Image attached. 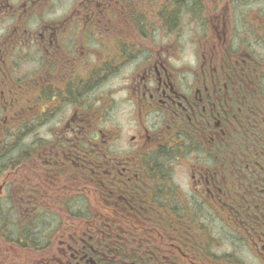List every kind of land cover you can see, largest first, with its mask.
<instances>
[{"label":"flooded vegetation","instance_id":"obj_1","mask_svg":"<svg viewBox=\"0 0 264 264\" xmlns=\"http://www.w3.org/2000/svg\"><path fill=\"white\" fill-rule=\"evenodd\" d=\"M150 157L185 164L199 204L165 199ZM218 204L264 264V0H0V264H250L191 223Z\"/></svg>","mask_w":264,"mask_h":264},{"label":"rangeland","instance_id":"obj_2","mask_svg":"<svg viewBox=\"0 0 264 264\" xmlns=\"http://www.w3.org/2000/svg\"><path fill=\"white\" fill-rule=\"evenodd\" d=\"M182 49L184 50L183 55H181L182 59L176 64L181 68L184 67V70L186 68L189 70L193 65V62H195L194 55L192 53V45L185 43L182 45ZM123 79V75H120V78L115 81L116 91L112 90L111 92H108V95H113V100L117 102H120L119 100L125 99V91L122 89L119 90V88L124 87ZM129 111L130 109L127 104H114L110 111V115L112 116L111 118L114 121L112 124L107 126V128H110L113 131L116 130L117 139L114 141V143L116 148L122 152L127 151L129 137L135 132L134 124L129 120ZM103 123L107 124L106 121ZM170 153L172 154L171 151ZM149 160H151L153 165L162 167L161 170L164 172L165 180L170 181V187L176 186L178 190L183 192V196L186 195V191L193 192L189 181V170L185 164H179L178 162H175L173 165L172 161L171 163H166L162 161L160 157H150ZM170 164L172 168L169 166ZM178 190L177 192H179ZM229 197L230 195H228L227 198ZM222 199L225 198L222 197ZM193 201L196 202L197 205L199 204L198 199ZM207 213L211 214L207 216L206 219H203L202 222L206 226L208 234H210L214 239L213 244L218 247L217 249L225 252L227 248L228 252L235 256V258H233L234 260L240 261L246 258L250 264H253V262L247 258L246 253H244L240 243L238 242L239 234L236 231H232L228 228L224 215H221L222 213L214 207H212V210L211 207H208L206 214Z\"/></svg>","mask_w":264,"mask_h":264},{"label":"trees","instance_id":"obj_3","mask_svg":"<svg viewBox=\"0 0 264 264\" xmlns=\"http://www.w3.org/2000/svg\"><path fill=\"white\" fill-rule=\"evenodd\" d=\"M167 187H168V191L167 192H165V193H163V196L164 197H166L165 199H167V198H169L170 200L169 201H171L173 198V196L175 197V194H174V190H172L171 188H170V185H167ZM154 192H152V193H150V195H152V196H154ZM247 201H249L248 199H247ZM159 206H163V204H159ZM243 209L245 210L246 208L245 207H243ZM251 212L253 213L254 212V214L255 213H258L259 212V210L258 211H253V208L251 207L249 210H247L246 209V211H245V214L247 215V217L251 214ZM169 213L170 214H175V202L174 203H172L171 204V206H170V211H169ZM262 214H258L257 216L260 218V220H259V222L261 223V224H263V222H262V219H263V217H264V211H262L261 212ZM253 219V218H252ZM242 220H246V221H250V219L249 218H246L244 215H243V218H238V221H242ZM255 220V222L257 223V221H256V219H254ZM154 223V224H153ZM156 224V225H155ZM157 224H158V222L156 221V220H150V221H148L144 226H142V228H157ZM254 227H256L257 228V226H256V224H255V226ZM142 237L141 238H143L144 240H145V243H146V245L148 244V245H157L158 244V241L155 239V238H153V237H149V236H147V235H141ZM126 241H127V243H126V248L128 249V248H130L131 246H132V244H131V242H130V240H133V238L134 239H139L138 237H132V238H130V237H128V236H124L123 237ZM171 238L173 239L174 237L173 236H171ZM49 240H51V239H53L52 237L51 238H48ZM123 242V243H124ZM104 245L106 246V247H109L110 246V244H109V240L108 239H105V240H102L101 241V247L104 249ZM105 250V249H104ZM36 252H37V254H38V256H42L43 258H46V259H49V260H52L53 258H54V251L53 250H43V251H41V250H36ZM106 255H108V254H106ZM112 254H110L108 257H110ZM57 257V256H56ZM135 257V256H134ZM134 257H132V258H129L128 260H131V259H133ZM127 259L125 258V256H124V253H119V254H117V258H116V262L117 263H119L120 261H126Z\"/></svg>","mask_w":264,"mask_h":264}]
</instances>
